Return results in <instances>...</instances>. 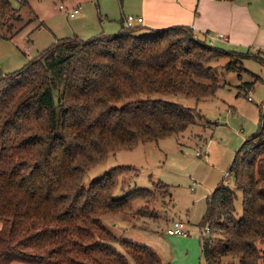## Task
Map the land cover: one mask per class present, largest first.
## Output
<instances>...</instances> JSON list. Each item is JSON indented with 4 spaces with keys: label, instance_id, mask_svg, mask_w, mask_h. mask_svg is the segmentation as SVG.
Here are the masks:
<instances>
[{
    "label": "trees",
    "instance_id": "16d2710c",
    "mask_svg": "<svg viewBox=\"0 0 264 264\" xmlns=\"http://www.w3.org/2000/svg\"><path fill=\"white\" fill-rule=\"evenodd\" d=\"M15 1L0 0V26L9 30L28 2ZM120 25L86 41L57 39L1 77L0 264H162L154 249L117 237L103 218L131 213L139 200L146 206L136 213L145 215L170 185L126 189L138 176L133 165L113 166L87 186L84 177L111 153L180 134L203 118L196 106L163 97L211 95L218 74L207 62L227 58L222 68L238 76L247 71L245 56L264 65L260 54L210 45L187 25ZM258 80L243 85L249 91ZM242 147L229 168L234 185L217 184L199 222L210 234L199 239L205 264L264 262V113Z\"/></svg>",
    "mask_w": 264,
    "mask_h": 264
},
{
    "label": "rangeland",
    "instance_id": "374dc122",
    "mask_svg": "<svg viewBox=\"0 0 264 264\" xmlns=\"http://www.w3.org/2000/svg\"><path fill=\"white\" fill-rule=\"evenodd\" d=\"M11 1L18 7L15 0ZM138 2L28 0L27 4L19 7L20 18L12 22L10 30L0 26V84L2 76L21 70L57 39L76 37L86 41L118 33L121 17L134 15ZM234 2L244 3L252 20L264 28V0ZM77 6H80L79 13L74 18L70 17L69 11ZM195 35L203 39L202 35ZM205 41L224 49L250 55L257 53L264 57V50L259 52L252 46H232L218 41L216 37ZM227 60L221 58L206 63V66L215 68L218 74L219 85L211 95L199 101L181 94L163 97L188 107L196 106L204 117L198 118L195 125L157 142L140 143L131 150L111 153L84 177L87 186L113 166L133 165L138 169V176L125 185L126 189H150L153 187L152 182L157 180L170 185L168 195L148 203L149 209L145 215L136 213L137 208L146 206L139 200L134 204L133 212L103 218L105 226L117 237L154 249L162 264H205L199 242V222L203 219L205 201L218 183L234 185V174L229 168L234 160L240 159L244 142L259 129L264 113V65L253 57L245 56L240 63L247 71H242L238 76V72L222 68ZM256 76L260 80L248 91L249 87L243 82H254ZM248 95L251 100L247 99ZM157 190V195H162L163 189ZM238 195L236 205L239 212L240 192ZM172 217L186 221L188 235L166 233ZM173 249L175 254L171 252ZM225 263L226 260L222 264ZM12 264L29 263L13 261ZM129 264L135 262L130 259Z\"/></svg>",
    "mask_w": 264,
    "mask_h": 264
},
{
    "label": "crops",
    "instance_id": "0c3cea01",
    "mask_svg": "<svg viewBox=\"0 0 264 264\" xmlns=\"http://www.w3.org/2000/svg\"><path fill=\"white\" fill-rule=\"evenodd\" d=\"M247 9L244 3L234 0H139L134 15L142 17L143 21L139 25L146 28L193 26L194 33L199 37L202 35L205 40L216 37L228 45L252 46L256 50H264V28L252 20ZM124 16L121 17L122 23ZM218 33L224 37L218 38ZM205 208L206 205L202 214ZM170 220L168 227L174 220H181L187 228L186 221L179 217Z\"/></svg>",
    "mask_w": 264,
    "mask_h": 264
},
{
    "label": "built area",
    "instance_id": "2783aa9c",
    "mask_svg": "<svg viewBox=\"0 0 264 264\" xmlns=\"http://www.w3.org/2000/svg\"><path fill=\"white\" fill-rule=\"evenodd\" d=\"M79 10H80V6L72 9V11L70 10L69 16L70 17L76 16V14L79 12ZM142 21H143L142 17L134 16L132 14H127L123 17V25L125 28H132L134 26H137V25L141 24ZM191 28L193 29V26H191ZM217 37L221 39L224 37V35L222 33H218ZM247 99L251 100V97L248 95ZM166 233L168 235L186 236L189 234V231L187 230L184 222H182L181 220H174L171 223V226L166 229ZM208 233H209L208 227L205 226L204 228L201 229V236H206Z\"/></svg>",
    "mask_w": 264,
    "mask_h": 264
}]
</instances>
